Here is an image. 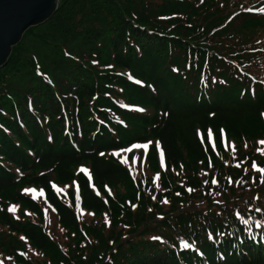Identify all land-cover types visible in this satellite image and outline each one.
I'll return each instance as SVG.
<instances>
[{
	"label": "trees",
	"instance_id": "1",
	"mask_svg": "<svg viewBox=\"0 0 264 264\" xmlns=\"http://www.w3.org/2000/svg\"><path fill=\"white\" fill-rule=\"evenodd\" d=\"M229 4L223 18L215 19L206 0H58L53 15L12 47L0 68V195H10L21 217L2 211L0 230L15 242L20 235L40 256L35 261L13 253L14 262L264 264V176L243 168L237 155L215 166L233 178L249 177L237 184L240 178L223 179L219 201L209 199L207 187L194 191L190 181L192 192L150 218V205L137 212L110 192L127 179V168L108 153L147 139H121L117 121L135 119L156 140L147 151L153 169L159 150L167 170L183 160L205 167L215 157L208 130L219 148L220 127L230 142L264 141V35L255 36L264 32V14L256 3L247 10L246 0ZM33 35L39 36L31 41L36 46H58L60 59L38 64L28 46ZM71 42H81L79 49ZM113 68L130 72L141 85ZM12 75L30 79L20 89L8 82ZM130 98L146 110L124 112ZM259 158L256 165L263 167ZM82 162L89 164L95 190L79 173L80 203L106 214L116 235L104 238L98 227L82 225L71 197L51 188V175L68 183ZM22 186L43 190L57 235L43 225L38 202L18 191ZM139 194L145 203V192ZM70 236H76L72 250Z\"/></svg>",
	"mask_w": 264,
	"mask_h": 264
},
{
	"label": "rangeland",
	"instance_id": "2",
	"mask_svg": "<svg viewBox=\"0 0 264 264\" xmlns=\"http://www.w3.org/2000/svg\"><path fill=\"white\" fill-rule=\"evenodd\" d=\"M207 3L212 5L211 10L208 12L210 16H216L215 19L223 18L227 10L230 8V0H206ZM247 2V10H250L249 5L250 3L258 4L256 9H260L259 12L261 14H264V0H246ZM255 2V3H254ZM261 7V8H260ZM255 9V10H256ZM253 10V9H252ZM252 12H256V11ZM224 14V15H223ZM239 18L234 19V25L236 26V30H241L242 23L239 22ZM248 28H244V30H248ZM263 34L264 32L258 31L256 35ZM26 37L27 35H24ZM22 36V38H23ZM39 37V36H38ZM38 37H31V40L28 41V46H30L31 51L34 52V54L37 56V63H41V65L44 67H48V63L52 60H56L57 58L60 59V56L57 54L56 47L52 45L49 46H38L35 45V42L39 40ZM31 43V44H30ZM79 43H70L69 46H74L77 50L79 49ZM74 49V48H71ZM40 57H43L45 59H41ZM2 68V67H1ZM113 70L120 72L121 75H123L125 78L127 77L129 82L141 85L140 81L136 79L135 76H133L130 72L125 71L121 68H116ZM262 73V72H258ZM258 73H255L258 74ZM14 76L11 78L12 81H8L9 83H14L18 88H22L25 85V82L29 81V77L21 78L20 75ZM259 76V75H256ZM261 79L264 83V73L261 76ZM25 81V82H24ZM133 98V97H132ZM130 98L127 103L123 104V108L126 110L124 112L126 113H132V112H141L143 113L146 108L143 107L141 104L136 103L134 99ZM262 120L264 122V114L261 115ZM120 120V119H119ZM117 128H122L123 131L119 133V137L121 139H127L129 135L135 136L136 134L139 136H146V142H133L131 144H125L122 146V148L111 151L108 153L107 156L113 158L114 160L118 161L119 163L123 164L127 168V179H124L121 183V185L115 189L110 190L111 193H113L115 200L118 201H124L127 203V205L130 206L131 210H138L137 212H145L144 209L147 206V209L150 210L147 213V216L151 218L149 214L152 213L153 216H158L160 212L165 211L167 207L172 206L175 202L183 200L185 198V195L183 196V192L190 193L192 192L191 186H189L187 183L190 181L195 182V189L194 191H200L203 190L204 187L208 188L209 199L212 200H221L224 193V187L221 183L223 179H227V181H235L238 180L240 177L233 178L230 174H221L220 169H217L215 166L219 163H223L227 161L228 155H237L239 156L240 162L244 161L243 168L249 169L251 171H256L259 173V176H264V166L258 167L256 165L257 163V157L263 158V160H260L262 164L264 165V143H261L262 140L258 141V138L256 137L254 140L247 141L246 139L243 142H236L232 140L229 141L228 137H226L225 129L223 127H220V148L216 144L213 138V134L210 130H208L209 140L211 145L214 147V154L215 157L211 158L204 167L202 163H196V162H190L188 160H183L180 166H177L175 168L167 170L164 167V159L162 154H160V151H158V168L153 169L148 163L147 160V151H148V145L150 143L157 144L156 140L149 137L148 135H145L144 130L139 128L138 123L136 120H128L126 119L117 121L116 122ZM197 132L200 136V129L197 128ZM131 136V137H132ZM258 136V135H257ZM135 141V140H134ZM256 141V143H255ZM260 144V145H259ZM133 145H141L142 147H133ZM146 145V147H143ZM113 153H116L113 155ZM244 156V157H243ZM252 157H254L252 159ZM259 158V159H260ZM247 159H250L247 161ZM80 169H87L86 172L81 171ZM239 169V166H238ZM73 176L71 177V180L68 183H59L56 180V177L54 175H51L50 177V185L51 188L55 191H57L59 194H61L64 198L71 197L73 201V207L77 211L81 224L85 225L86 227L91 225L98 227L101 231L103 230V236L106 238L110 235H116L117 230H109L107 227L109 221L108 217L104 213H96L95 211L85 210L81 203H80V192L78 189V181L77 176L79 173L85 174L90 183L91 187L95 190V186L93 184V174L90 170L89 164L87 162H82L75 166L73 169ZM245 171H243L240 175L244 174ZM223 175V176H222ZM249 177V176H248ZM247 174L242 175L240 180L233 182L238 183L242 181H246L248 178ZM230 183V182H229ZM222 185V187H221ZM170 189H168V188ZM27 189H33L36 195L33 194V192L27 191ZM239 190V189H238ZM238 190L236 192H238ZM18 191L25 192L32 198H34L38 204L42 207L43 210V225L46 227V230L53 235H57L58 233L55 231V223H56V216L53 212V210L46 205V201L44 200V192L41 188L35 187V186H22L18 188ZM144 191L146 194V197L143 198V200H149L142 202L141 199H139V192ZM182 195V196H179ZM170 196V197H169ZM10 195H0V213L2 211L11 212L13 216L15 217H21L19 214L20 208H17L13 205L11 200H9ZM144 197V196H143ZM135 198L137 200L135 201ZM196 204H200L202 202L194 201ZM193 202V203H194ZM204 202V201H203ZM161 208V209H160ZM141 210V211H140ZM23 216L27 217L29 212L25 209H21ZM148 220V219H147ZM107 224V225H106ZM105 227V228H104ZM121 226H117V229H119L120 233L123 234ZM105 229V232H104ZM1 231V230H0ZM55 232V233H54ZM60 232V231H59ZM0 264H18L13 261V253L27 257H31L32 260H37L40 256L39 253H37L28 243L23 241V238L19 235L17 242L14 240L9 239L6 237V233H4V230L0 232ZM70 239V247L69 249L72 250L75 244V237H68ZM58 239H62L59 237ZM63 242V240H61Z\"/></svg>",
	"mask_w": 264,
	"mask_h": 264
},
{
	"label": "water",
	"instance_id": "3",
	"mask_svg": "<svg viewBox=\"0 0 264 264\" xmlns=\"http://www.w3.org/2000/svg\"><path fill=\"white\" fill-rule=\"evenodd\" d=\"M57 4L58 0H0V68L23 34L47 21Z\"/></svg>",
	"mask_w": 264,
	"mask_h": 264
},
{
	"label": "snow or ice",
	"instance_id": "4",
	"mask_svg": "<svg viewBox=\"0 0 264 264\" xmlns=\"http://www.w3.org/2000/svg\"><path fill=\"white\" fill-rule=\"evenodd\" d=\"M261 143H264V141H261ZM133 147L135 148V147H142L141 145H133ZM143 147H146V145H144ZM116 153H113V155H115ZM101 155H103L102 153H101ZM81 171H84V172H86L87 171V169H80ZM27 191H29V192H33V194L34 195H36V193L34 192V190L33 189H27ZM154 239H159V237H154Z\"/></svg>",
	"mask_w": 264,
	"mask_h": 264
}]
</instances>
